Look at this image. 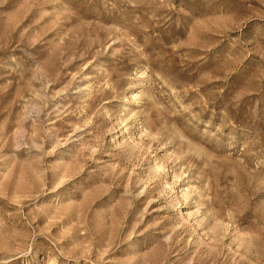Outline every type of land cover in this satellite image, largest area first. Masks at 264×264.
Returning a JSON list of instances; mask_svg holds the SVG:
<instances>
[{"label": "rangeland", "instance_id": "rangeland-1", "mask_svg": "<svg viewBox=\"0 0 264 264\" xmlns=\"http://www.w3.org/2000/svg\"><path fill=\"white\" fill-rule=\"evenodd\" d=\"M0 264H264V0H0Z\"/></svg>", "mask_w": 264, "mask_h": 264}]
</instances>
